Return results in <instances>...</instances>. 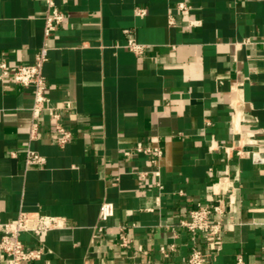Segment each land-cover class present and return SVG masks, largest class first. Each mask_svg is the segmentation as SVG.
Here are the masks:
<instances>
[{
	"label": "crops",
	"instance_id": "crops-1",
	"mask_svg": "<svg viewBox=\"0 0 264 264\" xmlns=\"http://www.w3.org/2000/svg\"><path fill=\"white\" fill-rule=\"evenodd\" d=\"M56 2L66 18L43 70L73 140L56 144L46 113L39 138L29 140L32 89L12 73L0 81V221L40 210L67 222L38 237L22 234L28 246L46 249L31 264H186L203 239L181 221L228 181L237 210L213 264H233L237 254L264 264V0ZM137 7L147 14L137 16ZM45 14L46 0H0V62L11 72L35 61ZM127 28L148 45L143 57L124 46ZM235 100H244L242 130L259 142L244 147L249 155L236 153L245 136L233 128ZM139 141L164 148L162 189L132 173L153 169L147 155L124 154ZM28 146L45 156L43 165L12 155ZM104 200L115 214L98 231ZM119 225L129 228L128 247ZM0 264H8L1 252Z\"/></svg>",
	"mask_w": 264,
	"mask_h": 264
},
{
	"label": "built area",
	"instance_id": "built-area-1",
	"mask_svg": "<svg viewBox=\"0 0 264 264\" xmlns=\"http://www.w3.org/2000/svg\"><path fill=\"white\" fill-rule=\"evenodd\" d=\"M177 9L181 13H188L190 8L185 2H180ZM137 16H145L147 9L137 7L135 9ZM66 13L57 4L56 0H46V14L44 25L43 41L35 54V61L31 64H21L11 72L7 62H0V81H4L10 74H13V81L23 88L32 89V103L30 106L31 125L29 130V140L39 138L41 134V119L44 113L49 116L50 130L53 141L59 146H65L73 140V132L63 125L62 115L58 107L51 103L47 94L48 81L44 74V64L49 58V40L53 32L65 21ZM169 23L175 24V18L170 15ZM193 25L198 21H192ZM126 42L124 46L137 56L143 57L148 50V45L139 42L130 29H125ZM244 100H235L232 102L234 109L233 128L234 131L245 136L240 139L241 145L237 146L236 153L239 156L249 155L250 151L244 150L247 146H258L259 142L252 131H243L241 126L244 117L238 115V110L243 107ZM215 142V139H213ZM232 148H226L230 153ZM21 152L24 155L26 166L43 165L46 162L45 156L28 146L22 151H13L12 155L17 156ZM140 153L148 156L153 165V169L133 171L140 180L148 177L155 179V186L163 188L161 182V161L164 156V148L161 144H145L142 141L130 150L124 152L127 156ZM236 186L232 181L221 182L217 191L214 193L211 202H198L189 210V218L182 220L181 224L194 236L202 237V243L195 242L190 250L186 264H213L217 254L222 249V233L225 227L233 224L234 214L237 210V199L235 197ZM115 214V205L113 202L104 200L99 211L100 224L96 226L98 231L106 227L108 220ZM67 227L64 217L49 215L40 210L27 211L21 210L18 216L12 220L0 221V252L8 264H31L40 260L46 253L45 247L40 245L28 246L22 239L23 233H32L35 236L55 229ZM120 245L128 247L132 242L129 228L126 225H119ZM174 248L161 247L163 253L168 254ZM233 264H248L242 254H237Z\"/></svg>",
	"mask_w": 264,
	"mask_h": 264
}]
</instances>
